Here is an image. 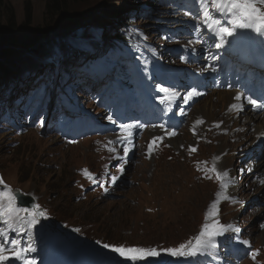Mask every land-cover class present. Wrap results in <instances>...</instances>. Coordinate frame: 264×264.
<instances>
[{
	"label": "rangeland",
	"instance_id": "374dc122",
	"mask_svg": "<svg viewBox=\"0 0 264 264\" xmlns=\"http://www.w3.org/2000/svg\"><path fill=\"white\" fill-rule=\"evenodd\" d=\"M4 1L14 9L20 46L0 57V66L8 71L0 69V177L48 212L49 218L30 237L36 248L31 258L37 264H122L104 244L177 247L198 234L207 207L220 190L217 181L204 179L197 171V162L206 160L210 166L219 156L218 167L229 170L236 180L229 191L238 201H222L219 218L240 228L237 238L225 239L219 249L228 256L223 264H257L245 254L241 240L260 251L257 261L264 264V229L260 227L264 184L248 173L255 161L264 162V140L249 149L236 143L237 133L230 132L236 126L234 112L229 111V105L238 102L236 92L230 90L238 74L246 70L264 76V37L240 30L228 44L214 47L218 41L203 24L195 28L202 19L196 0H71L58 13L46 10V0ZM28 11L31 16L25 28ZM213 15L224 19L215 11ZM119 33L148 44V53L158 63L140 65L145 85L138 88L130 67L138 59L113 56L110 49L118 43L129 52L128 42ZM104 56L116 61L109 72L98 70ZM89 62L97 65L91 67ZM207 64H214L218 71H201ZM176 72L196 76L199 84L190 85L186 76L181 85H175L171 79ZM162 74L171 79L162 83ZM61 76H65L64 84L58 82ZM116 83L119 89L113 88ZM161 85L175 87L180 97L189 86L204 95L189 103L178 98L166 111L157 95ZM107 89L113 103L99 98ZM62 96L75 105L74 110L63 107ZM123 98L130 100L129 108L122 101L121 111L116 110ZM180 109L187 115H180ZM249 115L240 118L242 123ZM86 118L90 120L87 129L72 131L73 122ZM198 119L206 123L195 125L194 135ZM224 119L228 129L210 142L215 133L210 128L205 134V126ZM263 119L255 120L253 127H259ZM120 123L147 127L137 129L134 154H129L124 174L116 184H106L109 191L104 192L83 170L97 177L105 172L120 175V161L111 159L113 154L105 148L108 140L116 138ZM160 124L175 127L177 135L165 137L149 158L148 143L164 134L154 127ZM253 129L247 138H254ZM190 146L198 151L189 155ZM71 232L76 234L70 237ZM104 253L111 255V262ZM143 264L197 261L164 255Z\"/></svg>",
	"mask_w": 264,
	"mask_h": 264
},
{
	"label": "snow or ice",
	"instance_id": "6c2138e0",
	"mask_svg": "<svg viewBox=\"0 0 264 264\" xmlns=\"http://www.w3.org/2000/svg\"><path fill=\"white\" fill-rule=\"evenodd\" d=\"M202 10L198 15L202 19L195 24V28L199 29L201 24L215 38L214 47L221 48L229 43V38L234 37L240 30L251 31L260 37H264V0H196ZM213 11L224 17L223 20L213 15ZM167 39V37H165ZM191 44L192 42L189 41ZM182 60H187L181 57ZM213 60L217 57L213 56ZM201 71L217 72L218 69L214 64H207L206 68ZM183 97H180L175 87L159 86L157 95L159 102L166 105L171 111L176 104L178 98L183 99L184 103L194 101L196 97L204 95L197 87L189 86ZM236 101L247 100L248 105H251L258 110H264V100L253 98L252 96H243L237 94L234 98ZM243 104L233 103L230 105L229 111H243ZM175 115V113H173ZM180 115H187L184 109H180ZM107 119L113 124L117 121L112 116ZM205 121L198 119L194 122L193 134L196 135L195 125H203ZM147 127L139 123H120L119 132L115 139H110L105 144L107 151L113 155L111 159L120 161L117 174H109L105 172L103 177H97L88 169L83 170V174L93 184L103 188L104 192L109 189L106 184H116L117 181L125 172V165L129 161V154L133 153L136 144L135 136L138 134L137 129ZM163 130V135L154 136L147 145V155L151 158L160 144L163 143L165 137H175L177 131L175 127L164 124L154 125ZM215 127L219 128L220 123H216ZM74 141H70L72 143ZM117 145L120 147L118 148ZM183 147V145H181ZM198 151L197 146L189 147V155ZM134 154V153H133ZM220 157L213 158L211 165L208 161L197 162V171L203 174V178L207 180H215L219 184V191L215 193V198L208 205L202 223L197 235L191 239L180 243L177 247L157 248L143 246H126V245H110L104 244L105 249H109L114 253L122 264H143L150 259L161 258L164 255L174 258L195 259L198 257H209L211 260H218L219 249L225 239L237 238L240 228L234 224H226L221 222L220 205L222 201L237 203V199L230 194V188L236 184V180L231 176L229 170H222L218 167ZM203 165V166H202ZM106 177V178H105ZM260 183L264 184V180ZM0 223L5 227L0 228V264H12L13 261L18 264H37L30 254L36 251V248L30 237L37 226H43L42 221L47 220L48 212L42 208L39 203H32L30 207L22 206L18 203V195L5 180L0 177ZM150 211V209H149ZM260 227L264 229V224ZM79 231V229H76ZM15 233V237L12 236ZM28 236V240L23 237ZM240 243L245 247V254L254 262L260 255L258 249L253 250L251 242L241 240Z\"/></svg>",
	"mask_w": 264,
	"mask_h": 264
},
{
	"label": "trees",
	"instance_id": "16d2710c",
	"mask_svg": "<svg viewBox=\"0 0 264 264\" xmlns=\"http://www.w3.org/2000/svg\"><path fill=\"white\" fill-rule=\"evenodd\" d=\"M71 0H46V10L48 12L56 11L57 13L61 10V8H67L68 2ZM31 16L30 11H28L25 19V28L29 27L27 26V22H29V18ZM17 20L15 17L14 9L6 3L4 0H0V46H2L4 43L8 42L10 44H17ZM121 37H123L128 42V51L123 50L122 46L118 43H113L110 47L113 56L114 55H124L126 57H136L138 59L137 64H131V72L134 76L138 78L137 85L140 84L144 80L145 71L142 69L141 64H153L157 65L158 63L150 56L148 53V49L151 48L148 44L140 40L139 38L135 37L136 42L129 40V38L124 33H119ZM44 37V36H42ZM40 37V38H42ZM39 38V39H40ZM99 63H101L102 66L98 68L99 71H105L109 72L112 70L114 66H116V61H110L109 56H104L102 60H99ZM89 65L96 66L94 62H89ZM91 67H88L86 69L90 70ZM1 71L8 74L7 68L3 65L0 66ZM65 83V76H61L59 79V84ZM117 83L114 84L115 89H119ZM103 97V94H102ZM105 101L111 102V99L109 98V93L105 96ZM61 104L69 109L74 110L75 105L68 103L67 96H62ZM80 124V125H79ZM82 124V125H81ZM73 127H77L80 129H83V120L80 121V123H74L72 124ZM64 128H66V124H64Z\"/></svg>",
	"mask_w": 264,
	"mask_h": 264
},
{
	"label": "bare ground",
	"instance_id": "6f19581e",
	"mask_svg": "<svg viewBox=\"0 0 264 264\" xmlns=\"http://www.w3.org/2000/svg\"><path fill=\"white\" fill-rule=\"evenodd\" d=\"M229 97V96H228ZM231 100H229L230 102ZM230 104V103H229ZM167 111V110H166ZM226 113V112H225ZM203 115V114H202ZM249 120L252 122V126H248V125H245L244 123H242V120H235L236 123H239L238 127L235 128L233 131H231V134H235L237 133L236 137L234 138V141L236 143L238 142H242V146H244V148L246 149H249L251 146H257L259 144H261V140L259 141L258 140V137L259 136H262L264 134V121H262V124H259V127H253L254 124H255V119L253 117L249 118ZM257 120V119H256ZM264 120V119H263ZM206 121V120H205ZM248 121V120H247ZM259 121V120H258ZM206 123V122H205ZM204 123V125H205ZM214 123V122H213ZM213 123H208L207 126H205V134L208 132V130L210 128H212V132L215 133V135H213L212 137L209 138V141L210 142H213L214 140H216V138L220 135H223L224 132L228 129L227 125L226 124V121L224 119L223 122H220V127L217 128L215 127V125H213ZM244 128V129H242ZM254 128V129H253ZM253 129L254 130V133H255V136L254 138H247V136L249 135V130ZM198 131H199V128H198ZM198 131H197V134H198ZM252 140V142H251ZM206 143V142H204ZM257 144V145H256ZM252 170L253 172L250 173L249 177H251V179H259L260 180H264V162L262 164H258V165H254L252 167ZM251 179H248V181H250ZM245 182V180H244ZM247 184V183H246ZM262 184V183H260ZM248 186V185H247ZM69 230V229H68ZM67 231V230H66ZM68 234V233H67ZM76 233H73L71 232L68 236H74ZM79 235V234H78ZM77 239V238H76ZM83 239V238H82ZM75 241V240H74ZM77 242V241H76ZM88 242V241H87ZM82 244V243H81ZM94 245V244H93ZM98 245V244H97ZM92 246V245H91ZM103 250V249H102ZM104 258H106L108 261H110L112 259L111 255L108 254V253H104L103 254ZM111 262V261H110Z\"/></svg>",
	"mask_w": 264,
	"mask_h": 264
},
{
	"label": "water",
	"instance_id": "95a60500",
	"mask_svg": "<svg viewBox=\"0 0 264 264\" xmlns=\"http://www.w3.org/2000/svg\"><path fill=\"white\" fill-rule=\"evenodd\" d=\"M20 45L17 44H10L8 42L4 43L2 46H0V57L4 55H8V52L11 51V49H16ZM12 53V51L10 52ZM10 57V56H9ZM18 195V203H20L22 206L30 207L32 203H35L34 199L30 196H25L21 194L19 191H14Z\"/></svg>",
	"mask_w": 264,
	"mask_h": 264
}]
</instances>
